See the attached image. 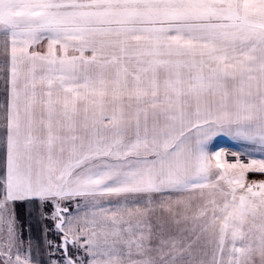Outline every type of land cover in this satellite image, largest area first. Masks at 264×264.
<instances>
[{"label": "snow or ice", "instance_id": "6c2138e0", "mask_svg": "<svg viewBox=\"0 0 264 264\" xmlns=\"http://www.w3.org/2000/svg\"><path fill=\"white\" fill-rule=\"evenodd\" d=\"M249 174L264 0H0V264H264Z\"/></svg>", "mask_w": 264, "mask_h": 264}, {"label": "rangeland", "instance_id": "374dc122", "mask_svg": "<svg viewBox=\"0 0 264 264\" xmlns=\"http://www.w3.org/2000/svg\"><path fill=\"white\" fill-rule=\"evenodd\" d=\"M210 148H211V150H223L224 152L229 153L226 156V159H228V160L233 159V157L230 155V153L232 151H241L239 145H237L235 142L231 141L229 138L223 137V136L217 137L214 140L213 144L210 146ZM248 178L258 180V179H262L264 177H261L259 174H249ZM24 235H25V238H27L28 232L26 229H25ZM32 235H33L34 239H38L40 237V233H39L35 224H33Z\"/></svg>", "mask_w": 264, "mask_h": 264}]
</instances>
